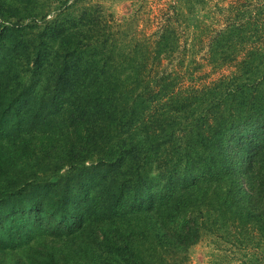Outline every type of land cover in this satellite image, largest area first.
<instances>
[{
	"label": "trees",
	"instance_id": "obj_1",
	"mask_svg": "<svg viewBox=\"0 0 264 264\" xmlns=\"http://www.w3.org/2000/svg\"><path fill=\"white\" fill-rule=\"evenodd\" d=\"M226 11L210 59L237 71L179 91L155 67L173 25L150 42L86 0H0V264H166L207 216L264 242V0Z\"/></svg>",
	"mask_w": 264,
	"mask_h": 264
},
{
	"label": "rangeland",
	"instance_id": "obj_2",
	"mask_svg": "<svg viewBox=\"0 0 264 264\" xmlns=\"http://www.w3.org/2000/svg\"><path fill=\"white\" fill-rule=\"evenodd\" d=\"M100 5L114 20L116 30L128 31L129 38L153 42L167 26L173 25L180 34V48L170 59L156 65L157 70L179 76V91L201 89L234 74L236 63L211 62L210 35L225 27L226 9L240 0H206L203 6L190 13L189 0H86ZM182 8L184 17L178 20L176 10ZM208 218V216H207ZM205 220L199 243L187 254L168 257L166 264H264V242L254 240L223 220ZM258 237V234L255 233Z\"/></svg>",
	"mask_w": 264,
	"mask_h": 264
}]
</instances>
